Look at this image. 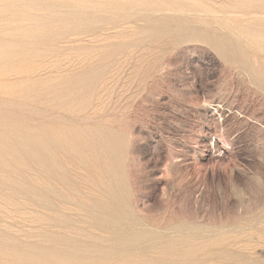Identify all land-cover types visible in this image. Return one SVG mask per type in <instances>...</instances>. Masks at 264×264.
Segmentation results:
<instances>
[{
    "label": "bare ground",
    "instance_id": "bare-ground-1",
    "mask_svg": "<svg viewBox=\"0 0 264 264\" xmlns=\"http://www.w3.org/2000/svg\"><path fill=\"white\" fill-rule=\"evenodd\" d=\"M9 1L0 12V199H25L40 210L35 222L42 228L40 240L32 243L0 233V264H264V254L257 252L264 239L261 201L248 218L228 221L233 230L225 239L203 243L196 242L197 231L186 237L180 230L165 234L128 210L116 176L122 135L110 124L82 116L89 98L80 96L90 93L107 68L105 57L123 51L124 42L106 44L98 66L42 74L50 68L48 56L65 57L70 29L85 25L95 33V20L108 14L116 30L120 23L142 22L133 30L136 39L142 33L170 45L207 44L262 81L264 28L254 27L264 23L262 1ZM242 14L249 24L241 22ZM124 31L107 37L124 40ZM69 205L87 216L88 229L67 215Z\"/></svg>",
    "mask_w": 264,
    "mask_h": 264
},
{
    "label": "rangeland",
    "instance_id": "rangeland-1",
    "mask_svg": "<svg viewBox=\"0 0 264 264\" xmlns=\"http://www.w3.org/2000/svg\"><path fill=\"white\" fill-rule=\"evenodd\" d=\"M9 2L0 0V12ZM102 15L93 23L95 33L85 25L70 29L65 57L48 56L50 68L42 74L98 66L103 50L124 42L123 51L105 57L107 68L90 93L80 95L89 98L82 116L122 135L116 176L124 203L140 222L165 234L180 230L186 237L197 231V243L225 239L233 230L228 221L248 218L249 210L264 204V78H253L196 40L170 45L141 33L136 42L133 30L142 22L120 23L117 30H126L127 37L110 40L117 31L110 27L113 16ZM259 16L263 22L264 13ZM248 20L241 15V22ZM36 211L25 199H0L1 235L39 241ZM65 212L88 229L89 219L75 206ZM259 243L257 252L264 254V239Z\"/></svg>",
    "mask_w": 264,
    "mask_h": 264
}]
</instances>
